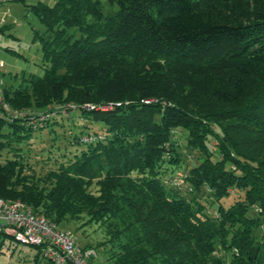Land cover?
<instances>
[{
    "label": "trees",
    "instance_id": "obj_1",
    "mask_svg": "<svg viewBox=\"0 0 264 264\" xmlns=\"http://www.w3.org/2000/svg\"><path fill=\"white\" fill-rule=\"evenodd\" d=\"M30 9L45 28L34 32L44 73L3 88V101L16 111L63 105L70 115L44 127L0 117V198L58 228L81 218L98 225L112 264H264V0ZM88 104L111 109L81 108ZM73 113L104 127L73 135L84 147L71 156L33 157V134ZM177 131L198 153L185 193L171 181L182 164ZM84 135L96 138L82 143ZM39 163L49 165L44 174ZM232 192L228 207H213Z\"/></svg>",
    "mask_w": 264,
    "mask_h": 264
},
{
    "label": "rangeland",
    "instance_id": "obj_2",
    "mask_svg": "<svg viewBox=\"0 0 264 264\" xmlns=\"http://www.w3.org/2000/svg\"><path fill=\"white\" fill-rule=\"evenodd\" d=\"M37 2H42L48 6L55 4L56 0H0V80L2 88L8 87L14 89L19 84L23 83V79H27L30 75L42 76L44 73V66L42 63L41 44L39 40H34V32L42 33L45 31L44 26L39 22L38 18L31 12L30 6L35 5ZM103 8L106 11L107 4L103 1ZM116 10V6L113 7ZM70 112L75 110L71 108L72 105H67ZM55 107V109H53ZM66 106L57 105L47 106L44 110L31 109L16 111L15 113H27V120H34L36 117H41L43 114L47 115L49 122L59 117L58 111L63 109L66 116L70 115L65 109ZM62 108V109H61ZM65 116V115H64ZM48 122H42L39 127H44ZM89 126V128L83 127ZM104 125L100 122H89L80 119L76 113H73L72 118L62 121V125L47 127L40 132L33 134L31 142H35V150L32 147L31 154L34 156L40 154L42 158L54 156L55 154H66L71 156L80 151L84 146L81 144H71L70 141L73 135L81 136L80 131L84 129V133L94 134L99 133ZM175 136L179 140V152L182 155V164L179 169H176L172 176V184L180 185L183 187L185 193L188 185L182 184L181 180L185 169L196 163L198 153L195 151L187 150L184 140L180 137V133L175 132ZM212 142L209 140L208 145L216 157V151L212 147ZM30 147V146H29ZM36 153V154H35ZM6 158L5 153L0 154V162H4ZM34 161V160H31ZM34 166L37 174H44L49 168ZM170 177V176H169ZM168 178V176H167ZM188 198L192 197L187 194ZM234 198L232 192L229 197L222 199L220 202H213V207H219L221 204L225 208L228 207ZM204 205H208L207 200H202ZM208 213L213 214V209L208 208ZM55 225V224H54ZM57 226V225H55ZM60 229L67 230L71 233L72 237L76 240L79 247L85 251H94L96 256L91 261V264H112L107 250L109 245H101L106 241L104 230L96 224H86L85 218L79 221H70L62 223ZM0 235V264H35L34 256L38 254V249L28 245H22L13 240L8 233L3 232ZM36 264H47L46 259L40 255L39 261Z\"/></svg>",
    "mask_w": 264,
    "mask_h": 264
},
{
    "label": "built area",
    "instance_id": "obj_3",
    "mask_svg": "<svg viewBox=\"0 0 264 264\" xmlns=\"http://www.w3.org/2000/svg\"><path fill=\"white\" fill-rule=\"evenodd\" d=\"M0 68H2V64H0ZM71 108L77 110L75 105H72ZM81 108L87 111H107L111 109V106L96 107L88 104L83 105ZM58 112L66 115L63 113V109ZM45 114L34 118L32 121L29 120V122L33 126H39L48 119ZM26 115L27 113L23 112H12L4 103L2 82L0 80V117H8L10 120L17 118L29 119L26 118ZM95 138L94 136L84 135L81 137V142L90 143ZM97 138L100 139L101 136ZM0 232L8 233L19 244L40 248L42 256L52 264H91L96 256L92 250L83 251L69 231L60 229L43 216L34 214L18 201L6 202L0 198Z\"/></svg>",
    "mask_w": 264,
    "mask_h": 264
}]
</instances>
